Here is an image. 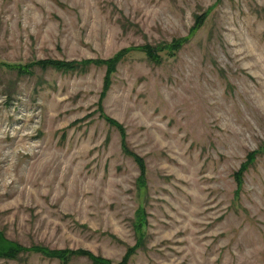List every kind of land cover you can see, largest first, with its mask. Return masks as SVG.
<instances>
[{"label": "rangeland", "instance_id": "374dc122", "mask_svg": "<svg viewBox=\"0 0 264 264\" xmlns=\"http://www.w3.org/2000/svg\"><path fill=\"white\" fill-rule=\"evenodd\" d=\"M15 243L264 264V0H0V244Z\"/></svg>", "mask_w": 264, "mask_h": 264}, {"label": "trees", "instance_id": "16d2710c", "mask_svg": "<svg viewBox=\"0 0 264 264\" xmlns=\"http://www.w3.org/2000/svg\"><path fill=\"white\" fill-rule=\"evenodd\" d=\"M205 20V17L203 15L197 16L194 24L191 28V30L189 31V34L181 39L178 40H173L172 43L169 44V48L170 51H178L182 48V46L185 45V43L188 41V39L191 37V35L203 24ZM129 50V49H127ZM144 50V49H143ZM149 51V53L151 54V49H147ZM121 55V53H120ZM119 55V57H120ZM150 56V55H149ZM152 59H154L153 54ZM119 60V58L117 59ZM44 64H46V66L49 67H55V68H62L59 65V63H51V62H44ZM85 64V63H82ZM114 63L108 62V65H113ZM73 65H79V64H73ZM63 67H66V65H63ZM18 74L19 71H17ZM105 121H107L108 123L112 124L113 126H115L117 129H120V126L112 119L107 118L106 116H104ZM135 156V155H134ZM135 160L140 162V170L142 171L143 165H141V160L135 156ZM253 161V156L248 157V160L246 161L245 164L242 165V167L234 174L235 179H237V185H239L240 180H241V175L242 173L245 171V169L247 168L248 165L251 164V162ZM143 182V181H142ZM141 182V183H142ZM136 216L138 218V221L136 223H134V228L136 230V232H139L141 230V228L144 226V224H146L145 219L143 218V212L141 210H137L136 212ZM132 251V248L128 251V253L126 254V256L123 258L122 262L118 263V264H127L126 261L129 258V255ZM20 252L23 253H28V252H34V253H39L45 257H50V258H56L59 259L60 264H66L68 262V260L71 259V257L73 256H86L91 262L92 264H112L110 261L101 258L99 256H94L93 254H91L90 252L87 251H83V250H76V251H49L46 250L45 248H42L40 246H32L30 248H22L21 245L15 243L12 244L11 247L8 248H4L1 244H0V258H15Z\"/></svg>", "mask_w": 264, "mask_h": 264}]
</instances>
